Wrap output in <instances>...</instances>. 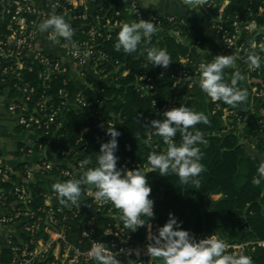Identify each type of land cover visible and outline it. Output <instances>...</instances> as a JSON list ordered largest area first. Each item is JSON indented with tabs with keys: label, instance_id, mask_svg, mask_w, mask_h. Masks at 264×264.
I'll return each mask as SVG.
<instances>
[{
	"label": "built area",
	"instance_id": "2783aa9c",
	"mask_svg": "<svg viewBox=\"0 0 264 264\" xmlns=\"http://www.w3.org/2000/svg\"><path fill=\"white\" fill-rule=\"evenodd\" d=\"M89 1L52 2L57 14L63 15L71 25L73 37L79 31L87 37L86 40L69 42L62 37L49 39L47 33V38L55 42L57 48L63 52V58L51 55L38 46L41 32L37 25L46 15L41 17L35 12L32 8L34 0H0V18L6 16L9 22V35L5 39L0 38V84H8L10 91L20 95V98L8 103L0 100V107L6 109L5 114L27 136L22 144V154L34 158V162L27 160L20 163L24 164L22 171L11 168L0 136V264H95L86 255L94 241L104 243L118 253L117 259L121 264H128L130 260L136 264H160L158 259L151 260L145 254L149 243L148 227L145 239L140 242L136 239L140 228L135 233L123 228L111 204L96 202L87 195L88 186L82 185L81 203L71 207L60 203L57 194L52 190L53 183L73 177L80 178L88 168L86 162L79 160L78 152H62L60 157L51 153L53 143L60 141L62 137L58 134L62 124L55 125L61 115L69 110L87 109L95 118L98 127L112 128L115 125L116 116L110 114L107 118L102 111L105 102L100 98H96L95 103L88 101L75 84L73 66L94 69L109 76L102 68L109 61V57L101 48L99 40L111 39L114 31L120 27V17L116 12L113 21L107 20L103 25L100 17L85 24L90 18ZM203 1L205 8L213 16L211 28L221 38L223 50L236 51L243 56V64H246L243 73L253 94L251 109L253 113H258V108H264V48L261 47L264 45V27L254 22L257 27L250 30L247 28V21L227 17L229 0ZM129 4L135 20H150L160 27V16L144 12L140 7V0H129ZM260 15H264V8L260 10ZM169 19L176 20L173 17ZM174 34L180 37V32ZM253 39L258 45L256 52L262 57L259 69H251L244 59L249 50V41ZM73 43L79 49L78 55L72 54ZM202 61L208 62L201 58L194 60L190 55L182 57L180 67L170 69L163 75L170 78L172 89L185 88L187 95L191 96L194 92H202L195 81L196 70ZM117 71H122L121 66H117ZM126 73L128 71H122L123 76ZM28 78L36 80V83ZM139 82L142 90L155 95L156 83L151 77L143 75ZM72 83L75 89L73 92ZM56 84L57 91L53 92ZM154 105H158V102L155 101ZM176 107L177 102L169 99L162 110L168 111ZM213 114H220L226 127L225 133L235 131L240 137H245L243 129L247 121L240 110L216 104ZM90 131L86 127L82 130V135ZM82 142L83 139L78 144ZM83 146L85 150L87 143H83ZM138 168L145 175L150 172V168L138 164L133 165L132 170ZM34 188L40 192L38 195ZM101 217L112 220L103 229L98 226ZM149 225L152 231L158 228L152 223ZM97 233L100 235L99 239H96ZM207 237L209 235H200L197 240ZM258 244L264 246V242ZM228 245L229 253L243 254L249 246Z\"/></svg>",
	"mask_w": 264,
	"mask_h": 264
},
{
	"label": "trees",
	"instance_id": "16d2710c",
	"mask_svg": "<svg viewBox=\"0 0 264 264\" xmlns=\"http://www.w3.org/2000/svg\"><path fill=\"white\" fill-rule=\"evenodd\" d=\"M88 5L90 18L85 24L95 21L97 17L101 18L102 25L107 20L113 21L114 0H90ZM262 8H264V0H229L226 16L232 19L237 17L238 21L256 22L264 27V15H260ZM155 14L160 16V27L157 26L158 31L152 37L151 44L147 46L167 49L172 57L168 68L148 65L146 53L141 55L140 50L132 54H126L122 50L117 52L114 48L116 34L119 31L117 29L111 39L99 40L101 48L109 57V61L104 63L102 68L113 79V85L106 86L99 83L96 89L88 87L78 89L88 101L93 103L96 101V90L99 91L102 94L100 100L105 102L102 108L105 116L107 118L110 114L116 116L112 128H116L121 133L117 152L119 169L132 170L135 164L150 168L147 164L149 153L153 150L166 151V145L161 138L152 136L148 141L151 132L145 125L150 126L152 120L163 118L162 113L165 111L162 108L169 99L177 102L176 108L184 105L197 112H203L210 122L207 125L200 123L194 126L204 133L207 141L206 144L199 145L202 153L200 163L204 166V171L198 177L199 186L193 183L182 184L171 172L167 176H161L158 171H150L146 174L152 188L150 199L154 201V217L145 218L147 224L140 228L136 239L143 241L150 223L162 227L168 221L169 213H173L178 221L182 222V229L189 231L196 239L200 235L210 236L215 233L230 244H249L244 254L251 257L253 264H264V246L258 244L264 242V182L260 186L252 183L257 175L258 164L264 161V115L252 112L253 94L243 71L239 72L245 79L238 82V87L247 89L248 99L242 105L233 106L222 101H212L198 91L189 96L185 88L172 89L170 78L163 74L170 69L180 67L182 57L190 55L194 60L199 59L201 58L199 49L209 46L212 55L207 61L211 62L216 55H220L223 48L207 36L202 27L205 17L194 15L193 25L190 27L179 19L170 21L168 16L163 17L158 12ZM8 23L6 16L0 18L1 39L9 35ZM177 31L180 32V37L175 36L174 33ZM86 39L81 31L72 37V41ZM118 65L121 66L122 71H128L127 76H123L122 71H117ZM242 67L245 70L246 64H242ZM236 71L238 70L226 68L225 80L230 82L232 74ZM143 75L155 81V95L141 89L139 79ZM32 81L36 83V80ZM57 87L58 84L54 85L53 92L57 91ZM74 90L72 83L71 91ZM0 91V100L4 103L20 98L15 91H10L8 84H0ZM155 101L158 105H154ZM216 104L240 110L247 121L244 133L256 141L257 156L245 157L239 135L235 131L224 132L226 127L220 114H213ZM3 111L6 113V109ZM259 121L263 123L260 124ZM59 123L62 124V128L58 134L62 137L60 141L53 143L51 153L60 157L62 152H78L79 160L86 162L88 168L97 166L96 157L100 152L101 144L110 139L106 134L107 128L98 127L95 118L87 109L66 111L55 125ZM86 127L91 131L82 135V130ZM17 129L19 132L22 131L20 128ZM81 139L83 142L78 144ZM180 141L181 136L178 133L174 142L179 144ZM83 143H87L85 150ZM18 169L22 171L24 164H20ZM34 192L37 195L40 193L35 188ZM215 196L219 198L213 199ZM114 214L118 216V210L114 209ZM111 221L107 217H101L98 226L103 229ZM99 238L100 235L97 233L96 239Z\"/></svg>",
	"mask_w": 264,
	"mask_h": 264
},
{
	"label": "clouds",
	"instance_id": "9594fccd",
	"mask_svg": "<svg viewBox=\"0 0 264 264\" xmlns=\"http://www.w3.org/2000/svg\"><path fill=\"white\" fill-rule=\"evenodd\" d=\"M141 3L149 5L148 0H142ZM256 27L254 22L247 25L250 30ZM37 29L41 33H49V39L62 37L66 41H72L71 25L63 15L55 12L43 19ZM157 31V24L150 20L138 19L123 23L116 34L114 48L117 52L122 50L126 54L140 50L141 55L146 53L148 65L166 69L172 62L167 49L147 46L151 44ZM257 47L255 39L249 41V50L244 59L251 69L261 67L262 57L257 54ZM261 47L264 48V45ZM72 54H79V49L74 43ZM84 56L86 58L87 54ZM237 59L235 54L216 55L211 62L202 61L199 64L195 81L212 101H222L233 106L242 105L247 101V89L238 87V82L245 79L239 71L232 74L230 82L225 80L224 70ZM162 116V119L152 120L150 126L145 125L151 132L148 141L152 136H156L166 145V151L153 150L149 153L147 164L150 171H158L161 176H167L171 172L179 178L180 183L199 186L198 177L204 171V166L200 163L202 153L199 145L206 144L207 141L204 133L194 126L200 123L209 124L208 117L203 112H197L184 105L165 111ZM178 133L181 136L179 144L174 142ZM106 134L110 139L101 144L96 157L97 166L87 168L80 178L73 177L53 183L52 190L57 194L60 203L71 207L81 203L82 185H87V195L93 197L96 202L111 204L118 210L122 227L135 233L139 228L145 227V218L154 217V201L150 199L152 188L147 176L139 168L126 170L117 167L118 138L121 133L108 126ZM256 172L252 183L260 186L264 182V161L258 164ZM181 225L182 222L178 221L173 213H169L165 225L155 231L148 225L149 243L145 254L151 257V260L158 259L160 264H253L251 257L242 252L229 253L228 243L215 233L198 241L189 231L183 230ZM86 255L95 264H121L117 259L118 253L101 242L94 241ZM128 264L136 262L130 260Z\"/></svg>",
	"mask_w": 264,
	"mask_h": 264
},
{
	"label": "crops",
	"instance_id": "0c3cea01",
	"mask_svg": "<svg viewBox=\"0 0 264 264\" xmlns=\"http://www.w3.org/2000/svg\"><path fill=\"white\" fill-rule=\"evenodd\" d=\"M52 2L53 0H34L32 8L35 10V12L39 14V16L41 15V17L42 15H46L45 17H47L53 12L57 14L56 9L52 5ZM141 2L142 0H140V7L144 12H158L163 17L168 16L173 17L175 19H179L190 27L193 25L194 15L198 17H205V22L202 27L205 30L207 36L212 41L222 46L223 42L221 38L217 36L211 28L213 16L205 8L203 0H148L149 5H145ZM113 10L114 12L119 14L120 26L123 23L135 20V17L130 9L129 0H114ZM118 30H120V27ZM38 46L45 52L50 53L51 55L64 58L63 52L57 48L55 42L50 41L47 38V33H41V37L38 41ZM199 53L201 55V59H208L212 55V49L209 46H205L199 49ZM233 54H235L238 59L233 65L229 66V68L236 69L238 71H243V56L241 54L236 51L226 50H222L220 53V55L225 56ZM73 72L76 78L75 84L77 86V89L83 87L96 89V85L99 83H103L106 86L113 85V79L111 77L105 76L95 71L94 69H82L73 66ZM127 75L128 73H126L124 76ZM90 79L92 80V82H90ZM96 92V98H101L102 94L97 90ZM257 110L259 114H264V108H258ZM244 135L245 137H239L241 144L244 146L245 157L257 156L258 152L256 150L255 139L253 137L247 136L245 133ZM0 136L2 138V142L5 148L7 161L11 168L16 169L18 168L21 162L27 160L30 162H34V158H28L27 156H24L21 152L22 144L27 138L26 134L22 131H18L17 127L14 124V121H12L5 114L2 107H0ZM218 198L219 196L213 197V199L215 200H217Z\"/></svg>",
	"mask_w": 264,
	"mask_h": 264
}]
</instances>
